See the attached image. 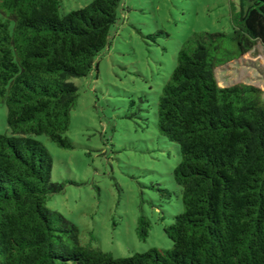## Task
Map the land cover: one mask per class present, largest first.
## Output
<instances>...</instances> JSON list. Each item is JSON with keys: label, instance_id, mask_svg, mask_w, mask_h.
<instances>
[{"label": "trees", "instance_id": "16d2710c", "mask_svg": "<svg viewBox=\"0 0 264 264\" xmlns=\"http://www.w3.org/2000/svg\"><path fill=\"white\" fill-rule=\"evenodd\" d=\"M240 12L230 33L195 32L179 47L158 97L156 129L178 147L172 177L182 211L164 227L170 249L116 258L47 207L63 190L34 136L63 149L86 77L106 47L121 0H93L59 15L62 0H0V264H264V99L253 85L220 87L215 68L264 47V0ZM150 220L138 217L146 241ZM94 241V238L91 239Z\"/></svg>", "mask_w": 264, "mask_h": 264}, {"label": "rangeland", "instance_id": "374dc122", "mask_svg": "<svg viewBox=\"0 0 264 264\" xmlns=\"http://www.w3.org/2000/svg\"><path fill=\"white\" fill-rule=\"evenodd\" d=\"M93 0H62L59 15ZM250 0H121L106 47L86 77L70 81L78 99L70 113L63 149L34 136L53 160L51 179L63 190L47 207L91 243L113 257L151 248L170 249L164 227L182 211L181 191L172 173L178 147L155 125L158 97L176 65L180 45L195 32L230 33ZM218 86L253 85L264 99V47L215 68ZM7 110L0 103V134L9 135ZM151 222L146 241L136 235L138 217ZM94 238V241L91 239Z\"/></svg>", "mask_w": 264, "mask_h": 264}]
</instances>
